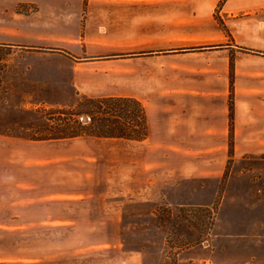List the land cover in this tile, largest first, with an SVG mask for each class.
I'll return each instance as SVG.
<instances>
[{
  "label": "crops",
  "instance_id": "1",
  "mask_svg": "<svg viewBox=\"0 0 264 264\" xmlns=\"http://www.w3.org/2000/svg\"><path fill=\"white\" fill-rule=\"evenodd\" d=\"M58 2L57 6L37 4L39 9L33 13H18L13 20H4L0 37L38 36L32 32L42 28L54 32L52 36L68 39L71 54L77 59L71 72L76 93L128 96L143 104L147 136L141 141L99 137L29 140L61 146L84 138L125 140L132 148L130 154L116 155L113 160L100 158L101 166L108 169L100 197L201 206L184 202L187 194L173 187L186 180H207L213 188L202 206H210L229 163L233 167L237 161L264 159V0ZM218 5L229 37L213 15ZM20 142L0 135V182L12 177L2 172L11 164V157L4 154L5 145ZM85 151L67 150L49 160L94 163L96 159ZM36 162L43 163L44 158ZM15 165L20 166L21 161ZM234 173L231 170V176ZM15 180L13 189L19 194L6 201L14 209L9 221L0 220V229L27 231L36 226L86 230L113 224L108 219L114 211L108 206L101 211L103 221L94 223L71 212L29 222L25 216L29 186L22 177ZM49 196L59 201L82 200L95 193L75 189ZM260 213L264 220V207ZM251 236L231 233V243L249 248L238 260L251 261L259 256L254 253L258 249ZM24 260L28 261L27 256ZM124 260L139 264L142 258L139 253L125 254Z\"/></svg>",
  "mask_w": 264,
  "mask_h": 264
},
{
  "label": "rangeland",
  "instance_id": "2",
  "mask_svg": "<svg viewBox=\"0 0 264 264\" xmlns=\"http://www.w3.org/2000/svg\"><path fill=\"white\" fill-rule=\"evenodd\" d=\"M58 1L0 0V23L13 20L18 13H33L39 9L37 4L57 6ZM219 6L213 13L215 19L220 17ZM32 33L38 36L0 37V135L21 141L4 148L11 164L2 172L12 177L0 182V220L9 221L14 208L6 201L19 194L13 189L14 181L22 177L29 186L25 215L29 222L71 212L94 223L103 221L101 211L108 206L114 211L108 219L113 224L86 230L36 226L27 231L0 229V264H133L125 262L124 255L138 253L142 258L139 264H264V220L260 213L264 207V159L237 161L233 167L229 163L210 206L202 205L209 200L211 181H183L173 189L187 194L184 202L201 206L179 207L164 201L100 197L108 172L100 158L113 160L116 155L130 154L132 148L125 140L84 138L71 146L30 142L29 136L43 135L39 133L46 123L43 109L71 105L79 98L71 80L77 59L71 54L68 39L54 37V32L43 28ZM67 150L82 154L86 150L96 161L49 160ZM43 158V163L36 162ZM16 161L21 165H15ZM231 170L236 172L232 176ZM75 189L94 191L95 196L66 201L49 196ZM41 196L44 199H39ZM231 233L251 234L258 249L254 253L259 256L238 260L249 248L231 243Z\"/></svg>",
  "mask_w": 264,
  "mask_h": 264
},
{
  "label": "trees",
  "instance_id": "3",
  "mask_svg": "<svg viewBox=\"0 0 264 264\" xmlns=\"http://www.w3.org/2000/svg\"><path fill=\"white\" fill-rule=\"evenodd\" d=\"M216 20L229 37L220 17ZM196 49V48H194ZM240 50L249 51L239 47ZM78 94V92H77ZM71 105L43 109L46 123L40 127L43 135L29 136L31 140H63L80 137L120 138L141 141L147 136V118L143 104L128 96H87ZM233 105L229 104L232 126ZM232 150H229L231 155Z\"/></svg>",
  "mask_w": 264,
  "mask_h": 264
}]
</instances>
